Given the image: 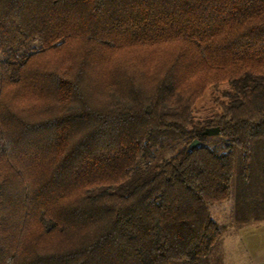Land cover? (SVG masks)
<instances>
[{"label": "trees", "instance_id": "16d2710c", "mask_svg": "<svg viewBox=\"0 0 264 264\" xmlns=\"http://www.w3.org/2000/svg\"><path fill=\"white\" fill-rule=\"evenodd\" d=\"M256 142L264 0H0V264L201 261Z\"/></svg>", "mask_w": 264, "mask_h": 264}, {"label": "rangeland", "instance_id": "374dc122", "mask_svg": "<svg viewBox=\"0 0 264 264\" xmlns=\"http://www.w3.org/2000/svg\"><path fill=\"white\" fill-rule=\"evenodd\" d=\"M209 210L223 235L205 259L172 264H264V167L260 143L253 145L251 167L247 173L243 172L241 153L237 152L231 193L225 201L210 205ZM235 218L254 220L255 224L250 229H230Z\"/></svg>", "mask_w": 264, "mask_h": 264}, {"label": "crops", "instance_id": "0c3cea01", "mask_svg": "<svg viewBox=\"0 0 264 264\" xmlns=\"http://www.w3.org/2000/svg\"><path fill=\"white\" fill-rule=\"evenodd\" d=\"M255 224L254 220H247V221H241L239 220V218H235L233 220V223H232V226L230 227V229H250L251 227H253ZM224 229H227V228H224ZM223 235V234H222ZM240 240L244 243L245 240H244V237L241 236L240 237ZM248 252H249V249H248ZM248 255H250V253H248Z\"/></svg>", "mask_w": 264, "mask_h": 264}, {"label": "water", "instance_id": "95a60500", "mask_svg": "<svg viewBox=\"0 0 264 264\" xmlns=\"http://www.w3.org/2000/svg\"><path fill=\"white\" fill-rule=\"evenodd\" d=\"M220 132H221V131H220V128H219V127H210V128H206L204 131H202V132L200 133V135H199L200 138L197 139V140L193 143V145L198 144V143L201 141V139H203L204 137L219 135Z\"/></svg>", "mask_w": 264, "mask_h": 264}]
</instances>
